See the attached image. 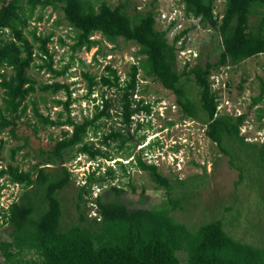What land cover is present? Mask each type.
Segmentation results:
<instances>
[{
  "label": "trees",
  "instance_id": "1",
  "mask_svg": "<svg viewBox=\"0 0 264 264\" xmlns=\"http://www.w3.org/2000/svg\"><path fill=\"white\" fill-rule=\"evenodd\" d=\"M181 1L185 15L197 17L203 21L202 24L206 23L216 30L220 50L214 62L207 60L202 64L196 61L190 66L186 58L183 68L179 70L177 48H186L185 39L180 41V37L188 30L182 28L169 41L166 35L169 26L165 30L155 28L152 8L144 12L136 10L130 15L126 11L127 2L111 6L104 1L94 4L91 0H0V87L4 92L0 104V130L13 125L15 119L20 118L26 110L27 97L36 91V82L28 75L31 66L44 68L54 77L68 69V65L61 69L54 67V52L48 48L52 32L40 33L35 28L26 30L27 21L37 7H56L60 2L63 15L75 32L70 45L74 53L82 48L88 51L95 46L97 41L92 36L99 32L107 40L122 37L134 42L138 46L137 54L143 56L138 63L130 65L128 77L121 84L111 65H107V74L101 75L98 80L84 72L86 95L98 83L118 87L124 122L130 124V117L134 113L151 111V104L144 103L142 99L132 108L131 96L141 70L175 95L183 115L196 119L199 118L196 105L188 96L183 82V79L192 78L199 87L200 109L206 116L205 135L219 147L221 153L229 155L231 163L234 155L229 148L233 149L236 142L248 147L249 152L255 151L251 152L264 161V145L257 148L258 144L247 142L246 137L240 134L246 112L231 115L218 109L223 102L222 89L213 87L210 78L213 71L227 65L236 66L244 59L264 54V13L256 22L250 19L252 14L257 13L258 6H264V0H225L220 19L213 13L214 0ZM41 18L42 14L39 13L36 20ZM4 34L8 36L5 38ZM178 41L181 44L176 46ZM59 43L64 44L61 37ZM35 58L40 63L36 64ZM70 58H73V54ZM4 68H10L9 76L4 73ZM38 90L54 94L63 91L65 100L53 101L61 105L67 115L64 120L59 117L53 120L49 114L43 115L32 101V113L37 123L67 125L71 130H63L62 136L55 139L44 165L34 166L33 170H23L10 163L0 167V178L5 177L22 188L18 200L1 212L4 223L10 226V239L0 241L3 256L0 264H264V245L257 246L233 238L225 231L220 219L206 221L194 230L177 221L171 215V210L177 207L179 199L168 200L170 207L152 205L130 209L121 195L123 189L116 186L106 190L112 191V196L107 197L100 192L90 199L93 187H101L107 177L112 178L114 173L110 165L103 166L97 160L100 157L107 160L109 157L101 144H108V139L117 138L122 139L124 144L130 139L123 137L119 131L110 130L98 143L88 140L89 132L95 135L101 119L109 116L110 102L106 94L102 93L101 102L94 104L91 116L86 115L78 122L69 114V105L73 100L69 83L53 79L41 84ZM263 100L264 80L248 107L252 108ZM256 119H264L262 107L256 108ZM76 146L77 152L85 153L96 165L85 174V181L78 188V220L63 225L59 192L69 183L72 175L64 165L66 154ZM134 161L138 168L148 171L150 178L158 185L172 188L170 180L161 175L152 162L143 160L142 150L135 155ZM47 165L54 170L48 171ZM118 165L125 173L129 162L118 161ZM86 205L95 207L96 215L88 218ZM30 253L35 256L24 257V254Z\"/></svg>",
  "mask_w": 264,
  "mask_h": 264
},
{
  "label": "rangeland",
  "instance_id": "2",
  "mask_svg": "<svg viewBox=\"0 0 264 264\" xmlns=\"http://www.w3.org/2000/svg\"><path fill=\"white\" fill-rule=\"evenodd\" d=\"M94 4L104 1L111 6L120 2H127L126 11L132 15L152 8L155 16V28L167 29L169 41L182 28L187 32L180 37L186 48H177V68L181 70L184 59H188L190 66L196 61L214 62L220 50V40L215 29L201 22L197 17L187 16L181 0H91ZM136 8V9H135ZM225 8V0H214L213 13L221 18ZM41 13L42 18L36 20ZM264 13V6L257 7V13L251 15V22H256ZM28 14V13H27ZM173 21V25H170ZM26 30L37 29L40 33L52 32V40L48 48L53 51L54 67L61 69L68 65L64 74L54 77L46 69L31 66L28 75L35 80L36 91L26 99V110L20 118H16L13 125L0 130V167L7 164L18 165L23 170H33L34 166L44 165L48 157V150L53 146L55 139L62 136L63 130H71L70 126H50L37 123L33 116L32 101H35L38 110L49 114L51 119L66 118L67 112L61 105H56L54 99L65 100V93L41 92L38 87L49 81L58 80L70 84L72 102L69 105V114L75 121H81L84 116H91L94 104L101 102V94L109 98V116L101 119L100 128L94 135L89 132L88 140L98 143L103 135L110 130L119 131L130 141L122 144V139H108V144H101L109 157L97 158L100 163L110 165L114 171L113 177H107L101 187H93L90 199L96 193L104 192L105 196H112L113 192L106 191L110 186L123 189L122 197L130 209L137 207H151L161 205L170 207L168 200L179 199V204L171 215L179 222L184 223L191 230L211 219H220L227 233L233 238L253 245H264V161H261L253 150L236 142L230 153L234 155L233 163L229 155L220 152L219 147L205 135V113L200 109L199 87L192 78L183 79L188 96L196 105L199 118L193 119L182 114L175 101V95L164 88L151 75L139 71L136 89L131 96L132 108L140 99L151 104L150 113L138 111L130 119V124L124 122L121 107V91L118 87L101 86L96 84L93 91L87 93V80L83 73L88 72L96 80L107 74V65H111L119 76L120 84L128 77L131 64H136L143 58L137 54L138 46L122 37L107 40L99 32L92 36L97 41L95 46L86 51L84 48L71 51L70 45L75 35L74 30L67 23L60 2L56 7H37L32 18L27 21ZM5 38L8 36L4 34ZM28 37L29 34H28ZM64 44L59 43V38ZM178 41L176 46L181 42ZM37 46V45H36ZM188 46V47H187ZM182 51V52H181ZM35 52H38L35 49ZM73 54V58L71 57ZM81 61V62H80ZM36 64L40 63L35 58ZM1 69V68H0ZM9 76L10 68H4ZM213 87L222 89L221 111L231 115L246 112V119L240 127V134L246 137L247 142L264 145V119H256V108L264 109V100L249 108L254 96L260 90L264 80V54L244 59L239 65H227L213 71L210 76ZM4 97L0 87V104ZM2 106V105H1ZM61 113V115H59ZM222 114V113H221ZM12 117V116H11ZM145 147V145H147ZM123 145V146H122ZM130 147H129V146ZM122 146V147H121ZM77 146L66 154L64 165L72 175L69 183L59 192L62 207L61 222L68 225L78 220L76 210L77 192L80 184L85 181L95 165L85 153L77 152ZM130 148V149H129ZM142 150L143 160L152 162L157 171L168 178L172 188L158 185L148 171L135 165V155ZM129 155H126L128 154ZM250 155V156H249ZM118 161L128 163L125 173L119 169ZM48 171L54 168L47 165ZM8 182L5 177L1 183ZM22 188L11 187V184L2 190L3 198L11 200L18 197ZM89 199V200H90ZM2 198L0 196V202ZM4 203H6L4 201ZM85 206L87 217L96 215L95 207ZM10 226L0 223V241L9 240ZM33 253L24 254L29 258ZM179 257H182L179 254ZM0 261H3L0 250Z\"/></svg>",
  "mask_w": 264,
  "mask_h": 264
},
{
  "label": "built area",
  "instance_id": "3",
  "mask_svg": "<svg viewBox=\"0 0 264 264\" xmlns=\"http://www.w3.org/2000/svg\"><path fill=\"white\" fill-rule=\"evenodd\" d=\"M182 52V51H181ZM221 108V104H219L218 105V109H220ZM263 141H264V139H263ZM11 184V187H13V186H18L19 187V185L17 184V183H11V182H5V183H1L0 184V196H1V198H2V200H1V202H0V223L2 222V215H1V212L3 211V210H6L8 207H9V205L13 202V201H15V198H12L11 200H9V201H7L8 199L7 198H3V196H2V190H4V189H6L7 187H8V185H10ZM4 201L6 202V203H4Z\"/></svg>",
  "mask_w": 264,
  "mask_h": 264
},
{
  "label": "clouds",
  "instance_id": "4",
  "mask_svg": "<svg viewBox=\"0 0 264 264\" xmlns=\"http://www.w3.org/2000/svg\"><path fill=\"white\" fill-rule=\"evenodd\" d=\"M94 164H95V163H94ZM95 165H96V164H95ZM95 165H94V166H95ZM1 215H2V213H1ZM2 222H3V218H2ZM2 222H1V223H2Z\"/></svg>",
  "mask_w": 264,
  "mask_h": 264
}]
</instances>
